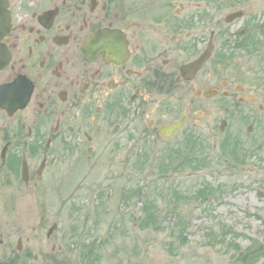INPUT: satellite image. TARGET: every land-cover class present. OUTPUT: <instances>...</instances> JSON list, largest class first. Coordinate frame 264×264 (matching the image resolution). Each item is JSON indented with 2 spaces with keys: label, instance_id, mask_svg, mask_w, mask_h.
Wrapping results in <instances>:
<instances>
[{
  "label": "flooded vegetation",
  "instance_id": "1",
  "mask_svg": "<svg viewBox=\"0 0 264 264\" xmlns=\"http://www.w3.org/2000/svg\"><path fill=\"white\" fill-rule=\"evenodd\" d=\"M6 1L0 185L39 200L56 186L46 239L82 210L79 184L103 189L140 152L193 151L221 106L264 134V0Z\"/></svg>",
  "mask_w": 264,
  "mask_h": 264
},
{
  "label": "rangeland",
  "instance_id": "2",
  "mask_svg": "<svg viewBox=\"0 0 264 264\" xmlns=\"http://www.w3.org/2000/svg\"><path fill=\"white\" fill-rule=\"evenodd\" d=\"M224 108L193 151L140 152L103 189L79 184L82 210L49 239L56 186L39 200L0 185V264H264V134Z\"/></svg>",
  "mask_w": 264,
  "mask_h": 264
},
{
  "label": "water",
  "instance_id": "3",
  "mask_svg": "<svg viewBox=\"0 0 264 264\" xmlns=\"http://www.w3.org/2000/svg\"><path fill=\"white\" fill-rule=\"evenodd\" d=\"M240 14H233L230 16V18L227 17L226 21H229L233 17H238ZM8 29V9H7V1L6 0H0V39L3 36V34L7 31ZM4 49L2 48L0 44V67L5 65L6 63V54L4 53ZM202 62V57L197 60V62H193L190 64L192 67H199L201 65L200 63ZM19 105L18 107H23L24 104H17ZM17 105H13V109L17 107ZM19 248V247H18Z\"/></svg>",
  "mask_w": 264,
  "mask_h": 264
}]
</instances>
